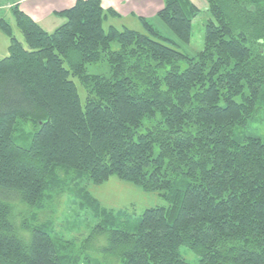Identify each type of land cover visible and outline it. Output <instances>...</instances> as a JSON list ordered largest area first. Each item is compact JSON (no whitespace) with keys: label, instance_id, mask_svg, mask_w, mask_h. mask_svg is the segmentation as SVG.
Returning <instances> with one entry per match:
<instances>
[{"label":"trees","instance_id":"16d2710c","mask_svg":"<svg viewBox=\"0 0 264 264\" xmlns=\"http://www.w3.org/2000/svg\"><path fill=\"white\" fill-rule=\"evenodd\" d=\"M0 2L22 37L0 9L9 36L0 58V264H103L89 250L121 264H191L180 247L198 264H264V0H205L194 55L176 48L191 39V0H163L155 19L171 37L143 17L144 32L104 27L119 15L101 0L54 12L63 22L52 31L19 0ZM100 62L108 74L88 72ZM113 175L168 205L146 208L128 231L131 213L104 208L81 185ZM62 193L96 221L77 247L38 221ZM17 204L29 209L20 223Z\"/></svg>","mask_w":264,"mask_h":264},{"label":"rangeland","instance_id":"374dc122","mask_svg":"<svg viewBox=\"0 0 264 264\" xmlns=\"http://www.w3.org/2000/svg\"><path fill=\"white\" fill-rule=\"evenodd\" d=\"M5 2H0L1 13L5 20L10 24L13 34L22 41V37L18 32L14 18L8 10L3 9ZM202 4V5H201ZM199 9L198 15L192 20V35L188 44H183L180 47H176L185 54L194 55L200 51L203 47V28L207 19L209 18V13L206 11L205 0H201L200 4H196ZM5 13V14H3ZM52 20L51 25L47 28L48 31H52L55 27L63 22V19ZM151 22L159 30V32L167 37H171L172 34L169 30L158 20L154 19ZM58 23V24H57ZM108 25H113L119 29L130 28L137 31H143L141 25L133 19H119L118 17H110L106 22H104V27ZM144 32V31H143ZM9 44V36L0 30V58L7 55V47ZM113 48H117L116 44L112 45ZM182 64V63H181ZM184 67V64L182 65ZM87 70L90 73H102L108 74V65L104 62L99 64H89L87 65ZM77 84L79 96L81 102L85 100V92L79 83L74 80ZM258 125V124H257ZM90 194L98 200L101 206L107 209L126 210L131 213L129 217V222L126 226L128 231L135 230V224L137 217L149 207L156 206H167L168 202L161 196L159 192H145L138 186L131 184L129 182L120 180L116 176H110L108 179L104 180L99 184H93L89 182H82ZM14 212L16 215L15 221L20 223L22 216H27L29 209L21 204L15 205ZM20 215V216H19ZM30 221V220H29ZM38 221H50L54 225V230L57 234L61 235L64 239H72L75 247L79 246L83 240L89 235L92 228L95 225V220L90 216L89 213L80 211L77 208L75 198L69 193H62L58 195L50 204L44 208V210L39 213ZM32 223V222H31ZM97 240V239H96ZM93 241L92 245L96 246L100 243H104V238L99 237L98 242ZM96 244V245H95ZM94 257L99 258L103 264H121L120 260L116 257H109L96 253L93 250H89ZM179 253L181 257L191 264H198V256L192 251L185 247L179 248Z\"/></svg>","mask_w":264,"mask_h":264},{"label":"crops","instance_id":"0c3cea01","mask_svg":"<svg viewBox=\"0 0 264 264\" xmlns=\"http://www.w3.org/2000/svg\"><path fill=\"white\" fill-rule=\"evenodd\" d=\"M75 1L19 0V8L48 31L52 20L57 19L54 12L71 7ZM191 1L195 5L201 3V0ZM101 5L105 9H113L119 15V19H133L139 23L138 17L154 20L156 13L163 6V0H101Z\"/></svg>","mask_w":264,"mask_h":264},{"label":"built area","instance_id":"2783aa9c","mask_svg":"<svg viewBox=\"0 0 264 264\" xmlns=\"http://www.w3.org/2000/svg\"><path fill=\"white\" fill-rule=\"evenodd\" d=\"M7 6H9V4H7Z\"/></svg>","mask_w":264,"mask_h":264}]
</instances>
